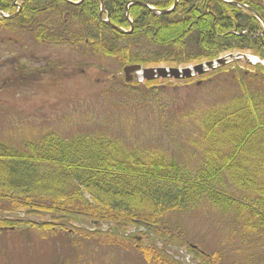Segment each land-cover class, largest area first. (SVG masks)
Segmentation results:
<instances>
[{"label": "trees", "instance_id": "1", "mask_svg": "<svg viewBox=\"0 0 264 264\" xmlns=\"http://www.w3.org/2000/svg\"><path fill=\"white\" fill-rule=\"evenodd\" d=\"M15 1L0 0V11L14 14ZM227 1L248 6L264 21V0ZM131 2L129 35L113 31L99 16L102 3L103 16L112 25L129 29L125 7ZM138 2L163 11L174 0H83L77 5L23 0L17 16L0 19V29L28 35L38 45L82 48L87 58L104 56L121 67H185L247 51L264 58V37L258 36L261 24L243 9L222 0H179L173 11L157 15ZM94 65L107 72L101 63ZM229 72L239 75L238 92L217 108L189 115L198 129L191 141L194 160L189 162L158 150L127 149L104 133L64 138L49 132L20 150L0 144V229L54 228L50 233L54 235L58 228L77 246H87L102 232L88 233L76 225L97 223L107 225L110 236L136 245L134 237L126 236L130 228L181 247L188 242L183 218L210 208L238 224L247 235L244 242L255 246L248 259L260 255L264 264V67L257 65L245 76L226 65L196 83ZM247 82L262 88L249 90ZM155 85L146 83L147 91L130 88L143 101L146 94L155 98ZM44 216L48 222L30 221ZM70 245L76 246L73 241ZM188 247L206 258V264L220 260L217 254L206 256ZM137 249L146 264H168L161 249L149 245Z\"/></svg>", "mask_w": 264, "mask_h": 264}, {"label": "rangeland", "instance_id": "2", "mask_svg": "<svg viewBox=\"0 0 264 264\" xmlns=\"http://www.w3.org/2000/svg\"><path fill=\"white\" fill-rule=\"evenodd\" d=\"M237 53L240 52L232 54ZM241 53L259 61L230 62L245 76L257 65L264 67L261 56L249 51ZM86 55L82 48L38 45L28 35L0 29V144L20 150L49 132L64 138L104 133L120 140L127 149L158 150L189 162L195 156L191 141L198 133L195 120L189 115L217 108L238 92L235 81L239 75L229 72L213 76L205 84H197L198 77L189 84L183 80L156 79L151 81L156 84L155 98L146 94L141 101L130 86L147 91L144 87L148 81L133 75L132 81L126 83L123 67L118 63L104 56ZM94 63H101L107 72L100 71ZM247 83L249 90L262 88L257 83ZM48 219L44 216L30 221L44 223ZM183 220L188 242L181 247L141 235L145 232L142 229L130 228L127 234L137 240L136 245L127 238L110 236L107 225L96 223L73 224L88 233L102 232L92 236L87 246H77L68 232L58 228L54 235L50 234L54 228L22 225L0 229V264H146L137 248L148 245L163 250L169 257L163 260L168 264H206V258L200 259L188 251L190 245L206 256L219 255L220 260L214 264H262L260 255L248 259L255 246L248 240L244 242L247 235L234 220L210 208L196 210ZM72 241L75 247L70 245Z\"/></svg>", "mask_w": 264, "mask_h": 264}, {"label": "water", "instance_id": "3", "mask_svg": "<svg viewBox=\"0 0 264 264\" xmlns=\"http://www.w3.org/2000/svg\"><path fill=\"white\" fill-rule=\"evenodd\" d=\"M225 3L231 4L233 6L245 9L246 11H248L249 13L253 14L263 25V31H264V23L262 22L261 18L259 17V15L255 12H253L250 8H248L247 6L243 5V4H239L236 2H228L226 0H222ZM71 4L76 5V3H72L69 2ZM142 6L148 8L151 12L155 13L156 11L149 7L148 5H146L145 3H140ZM177 4V0L174 2L173 6L168 9V10H163L158 12V15H163V14H167L170 13L174 7ZM130 5V4H129ZM19 8V6H18ZM101 10H103V7L101 6ZM126 15L128 16V7H126L125 9ZM101 15V14H100ZM0 17L1 18H11V17H7L5 16L2 12H0ZM105 24L112 30L116 31L117 33L121 34V35H127L130 34L132 31V25L130 26V31H124L121 28H118L114 25H112L108 20L104 21ZM241 57H245L244 55H240ZM229 59H233L232 55L226 56L224 58H219L216 61H212V62H206L203 64H199L196 65L194 67H192L191 69L189 68H185V69H176V68H143L140 65H131V66H126L123 69V74L125 77V82L129 83L132 80V74L135 72H141L143 79H145L146 81H152L155 79H175V80H179V79H190L192 77H194L195 75H202L203 73L209 71V70H213L215 69L217 66H221V65H225L229 62Z\"/></svg>", "mask_w": 264, "mask_h": 264}, {"label": "bare ground", "instance_id": "4", "mask_svg": "<svg viewBox=\"0 0 264 264\" xmlns=\"http://www.w3.org/2000/svg\"><path fill=\"white\" fill-rule=\"evenodd\" d=\"M252 62H254L255 60L254 59H250Z\"/></svg>", "mask_w": 264, "mask_h": 264}]
</instances>
